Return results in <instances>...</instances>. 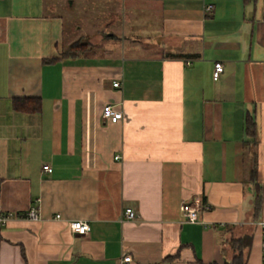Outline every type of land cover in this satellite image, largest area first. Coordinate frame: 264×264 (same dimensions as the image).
I'll return each mask as SVG.
<instances>
[{
  "label": "crops",
  "instance_id": "crops-1",
  "mask_svg": "<svg viewBox=\"0 0 264 264\" xmlns=\"http://www.w3.org/2000/svg\"><path fill=\"white\" fill-rule=\"evenodd\" d=\"M54 10L0 0V264H225L229 230L264 264V0H120L104 56L65 57Z\"/></svg>",
  "mask_w": 264,
  "mask_h": 264
},
{
  "label": "rangeland",
  "instance_id": "rangeland-1",
  "mask_svg": "<svg viewBox=\"0 0 264 264\" xmlns=\"http://www.w3.org/2000/svg\"><path fill=\"white\" fill-rule=\"evenodd\" d=\"M46 1L49 7H55L54 13L62 17L64 24L63 46L65 51H68L76 43L85 45L83 48L85 50L88 44L90 46L87 50H93L92 52L102 56L111 48L116 53L123 50V42H120L116 34L112 37L109 34L110 32L107 31L108 22L113 20L119 11L120 0ZM49 12L53 11L49 10ZM87 55H92V53L90 52Z\"/></svg>",
  "mask_w": 264,
  "mask_h": 264
},
{
  "label": "built area",
  "instance_id": "built-area-1",
  "mask_svg": "<svg viewBox=\"0 0 264 264\" xmlns=\"http://www.w3.org/2000/svg\"><path fill=\"white\" fill-rule=\"evenodd\" d=\"M213 6H208L206 10H211ZM224 71V66L222 63H216L214 67V74L213 78L214 80H218L221 76V74ZM115 87L119 86V83L114 84ZM103 118L104 120H110L112 123H118L119 121L124 119V114L122 112H119L115 110V107L113 105H107L103 109ZM43 171L52 173L53 170L50 166L45 165L43 166ZM203 205L200 204L199 202H192L188 201L185 202L181 208L183 217L185 222L188 223H196L199 220V214L203 209ZM206 209H208L206 207ZM25 218L29 219L31 221H39L40 220V215L37 207L29 209L26 214ZM60 216H57V219H59ZM123 218L127 220H134L136 219V213L132 208H127L124 211ZM9 219V216H3L2 215V210L0 207V225L5 224L6 221ZM259 226L261 228V252H262V261L264 263V221L259 223ZM70 228L73 233L81 235V236H86L91 232V225L88 222L85 221H74L70 223ZM127 258H125V261Z\"/></svg>",
  "mask_w": 264,
  "mask_h": 264
},
{
  "label": "trees",
  "instance_id": "trees-1",
  "mask_svg": "<svg viewBox=\"0 0 264 264\" xmlns=\"http://www.w3.org/2000/svg\"><path fill=\"white\" fill-rule=\"evenodd\" d=\"M250 0H245V2H249ZM87 49L89 46L87 44ZM85 45L75 44L70 47L68 51H65L64 56H74L77 54L84 53L87 49H83ZM82 48V49H81ZM81 49V50H80ZM85 50V51H83ZM14 107L16 110L24 111V112H36L40 110V101L39 99L35 98H24V99H15ZM253 124L249 122V127L252 128ZM261 207V197L258 196L255 200V214L257 213ZM230 233L229 237H226L225 241L223 242V253L227 255L229 251L232 254V260L230 262L226 261L225 264H245L246 258L244 256V251L250 249L252 244V237L251 236H244V237H236L232 235V230H229ZM217 264V263H211Z\"/></svg>",
  "mask_w": 264,
  "mask_h": 264
}]
</instances>
